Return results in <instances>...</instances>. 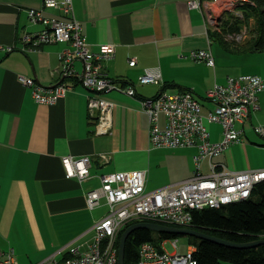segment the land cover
I'll return each instance as SVG.
<instances>
[{
	"label": "crops",
	"instance_id": "crops-1",
	"mask_svg": "<svg viewBox=\"0 0 264 264\" xmlns=\"http://www.w3.org/2000/svg\"><path fill=\"white\" fill-rule=\"evenodd\" d=\"M188 1L73 0L91 51L115 48L114 58L104 63V73L134 86L137 92L135 97L119 92L105 96L115 105L113 126L109 134L97 135L89 113L90 93L82 85L75 84L55 105H42L19 82V76H24L45 88L60 83L61 56L69 44L26 50L24 38L45 29L31 21L30 10L44 9L46 16L62 14L46 9L43 0H0V252L14 248L18 264H38L52 256L62 260L69 246L85 250L93 241L94 224L105 216L97 211L107 207L103 199L91 210L86 193L101 186L103 175L147 172L149 191L194 175L196 149L151 146L150 121L141 100L155 97L167 85L169 94L190 91L206 101L207 92L215 84H225L228 77L258 75L264 79V47L245 51V40L227 39L228 48L221 44L222 48H214L216 41L210 34L222 14L217 7L192 9ZM250 26H256L255 20ZM202 50H211L215 68L190 59L192 52ZM132 59L137 61L134 67L130 66ZM76 67L81 70L82 64ZM154 68L161 71L163 84L140 85L139 77ZM258 105L260 109L249 120L237 125L242 141L215 157L214 164L239 172L264 170V134L256 132V128L264 130V92L259 94ZM212 125L214 131L207 127L210 140L219 143L223 128ZM67 156L90 157L88 181L66 177L62 160ZM182 156H189L191 167L185 161L187 167L177 172ZM105 158L109 163H103ZM208 167L205 161V173Z\"/></svg>",
	"mask_w": 264,
	"mask_h": 264
},
{
	"label": "built area",
	"instance_id": "built-area-1",
	"mask_svg": "<svg viewBox=\"0 0 264 264\" xmlns=\"http://www.w3.org/2000/svg\"><path fill=\"white\" fill-rule=\"evenodd\" d=\"M43 1L46 9L56 10L62 15L46 16L44 9L30 10L31 21L44 25L45 29L35 35H26L24 45L26 50H39L48 44H69L61 56L58 71L61 81L50 88L24 76H19V82L30 89L36 103L42 105H55L68 95L75 84L82 85L90 93L89 113L96 122V134L107 135L112 130L115 105L105 96L119 92L135 97L136 89L104 73V63L114 58L115 48L102 46L98 53L91 51L82 33L81 22L75 16L73 0ZM188 6L199 10L217 7L222 15L229 12L242 17L239 9L229 10V6L222 5V0H190ZM189 57L197 63H206L215 68L211 50L192 52ZM77 63L82 64L81 70L76 67ZM136 64V59L130 61L131 67ZM138 82L142 86L161 85V71L158 68L148 69ZM262 92V77L241 75L228 77L223 85L215 84L206 94V104H202L190 91L175 94L162 91L153 98L141 100L142 110L150 121L151 146L157 149H196L197 153L192 158L194 175L153 191L147 190V172L144 171L101 176V186L86 193L91 210L99 207L103 199L108 205L106 215L94 224L93 241L85 250L69 246L70 254L62 260L52 256L38 264H119V249L117 244H109V229L120 223H131V220H127V213L155 212L158 222L153 223L191 228L194 212L240 202L241 192H253L255 186L264 181V170L231 171L214 164L213 159L232 144L242 141V132L237 125L244 124L260 109L258 98ZM161 114L165 116L164 126L161 125ZM205 121L222 126L221 142L213 143L210 140ZM256 132L264 134L262 128H256ZM205 161L208 162V173L203 171ZM62 162L68 179L75 178L84 183L91 178L90 157L67 156ZM103 163H109V158H105ZM171 218H182V226H171ZM171 242L179 248L178 239ZM166 243L159 247L144 243L140 247L137 264H199L194 257L195 247L186 246V251L169 254L163 246ZM103 249H110V257H103ZM0 264H18L14 248L0 252Z\"/></svg>",
	"mask_w": 264,
	"mask_h": 264
},
{
	"label": "trees",
	"instance_id": "trees-1",
	"mask_svg": "<svg viewBox=\"0 0 264 264\" xmlns=\"http://www.w3.org/2000/svg\"><path fill=\"white\" fill-rule=\"evenodd\" d=\"M238 9L242 17L225 12L218 26L222 27L227 36L229 34L237 36L242 34L245 27L250 26L252 19L255 20V34L246 45L245 51H261L264 47V0L240 2L230 10ZM222 35V33L212 32L210 37L228 48L227 36ZM167 89L170 88L166 85L162 91H167ZM137 223L139 221L129 223L120 232L117 241L118 249L125 230ZM191 228L233 243L264 239V181L255 186L249 199L224 205L219 209L208 208L194 212ZM179 238L181 237L138 229L128 238L125 264H137L140 247L144 243H153L159 247L165 241ZM184 238L187 240V246L196 248L194 257L199 264H264V246L240 250L194 237Z\"/></svg>",
	"mask_w": 264,
	"mask_h": 264
},
{
	"label": "water",
	"instance_id": "water-1",
	"mask_svg": "<svg viewBox=\"0 0 264 264\" xmlns=\"http://www.w3.org/2000/svg\"><path fill=\"white\" fill-rule=\"evenodd\" d=\"M138 229H147L151 232H156L159 234H169L177 237H194L200 240L210 241L212 243L218 244L231 249H252L264 246V239L256 240L247 243H233L229 242L206 233L194 230L192 228H173L153 222H139L128 227L123 233L120 244H119V264H125V250L128 238L132 233Z\"/></svg>",
	"mask_w": 264,
	"mask_h": 264
},
{
	"label": "rangeland",
	"instance_id": "rangeland-1",
	"mask_svg": "<svg viewBox=\"0 0 264 264\" xmlns=\"http://www.w3.org/2000/svg\"><path fill=\"white\" fill-rule=\"evenodd\" d=\"M222 17H223V15H222ZM218 24H219V21H218ZM216 27L217 28H214V30L212 32H215V33L218 32L220 34L222 33L224 36L226 35V33H225V31H223L222 27H220V26H216ZM254 34H255V26H248V27H245L244 28V30H243V32H242V34L240 36H234V35H230V34L228 36L227 35L226 36H227V39H229L230 42L242 43L245 40L244 42L246 44H248L250 42V40L253 39ZM213 44H214V48H216V47L222 48L221 45L218 42H214ZM232 60H237V59H232ZM231 63L232 62H229L228 60H225V65L227 67L231 66ZM173 94H175V93H173ZM147 99H150V98H147ZM198 99H199V101L202 104H206L207 103L206 101H204L203 99H201L199 97H198ZM142 100H144V99H142ZM204 114H206V110H204ZM161 116H162L161 118L165 117L164 114H161ZM205 124H206V127L209 126V128L211 129V131H214L215 125L210 126L211 124H209L207 121H205ZM177 150H185V149H177ZM191 152H193V151H191ZM188 157L189 156H182V158L180 159L182 161V164L179 165L177 172H181V171H183L187 167L185 161L189 163L188 167L189 166L191 167L190 161H188V159H187ZM173 158L175 159V157H173ZM170 162L172 164L173 161H170ZM192 167H194V166H192ZM205 171H206V168H205ZM97 212L100 213V214L102 212H104V214H106L108 212V208L107 207H104L102 210L97 211ZM171 241L172 240H169V241H167L166 244L163 245L164 246V249L166 250L167 253L173 254V253H176L177 251H179V252L186 251V249H187V247H186L187 246L186 245L187 244L186 238L181 237V238L178 239V246H179V248L174 247ZM183 247H185V250L182 249ZM188 247H191V246H188Z\"/></svg>",
	"mask_w": 264,
	"mask_h": 264
},
{
	"label": "bare ground",
	"instance_id": "bare-ground-1",
	"mask_svg": "<svg viewBox=\"0 0 264 264\" xmlns=\"http://www.w3.org/2000/svg\"><path fill=\"white\" fill-rule=\"evenodd\" d=\"M247 1L248 0H222V5L229 6V10H230L234 7L235 4L240 3V2H247ZM251 195H252V192H241L240 193V200L242 201V200L249 199L251 197ZM106 204H107V201H106ZM107 207H108V205H107ZM127 220H131V222H133V221L158 222V215L155 212H147V213L133 212V213H127ZM171 226H182V218H171ZM125 227H127V223H120L119 225H115V226L110 227V229H109V244H117L118 236H119L120 232ZM165 242H167V241H165ZM191 247H193V246H191ZM69 254H70V252L68 250V252L66 253V257L69 256ZM103 257H110V249H103Z\"/></svg>",
	"mask_w": 264,
	"mask_h": 264
}]
</instances>
